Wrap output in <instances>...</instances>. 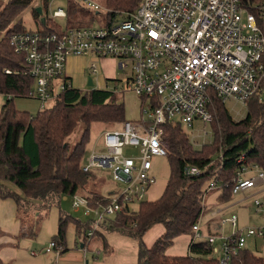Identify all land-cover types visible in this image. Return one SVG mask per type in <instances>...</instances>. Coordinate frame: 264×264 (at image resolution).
Instances as JSON below:
<instances>
[{
  "label": "built area",
  "instance_id": "built-area-1",
  "mask_svg": "<svg viewBox=\"0 0 264 264\" xmlns=\"http://www.w3.org/2000/svg\"><path fill=\"white\" fill-rule=\"evenodd\" d=\"M79 1L98 12L105 10L107 22L63 32H12L9 40L15 52L25 56L35 79L29 96L40 100L41 109L73 86L66 80L71 56L91 57L92 74H100L97 61L104 57L117 59L122 70L132 67L127 90L142 98L141 119H126L117 128L106 129L102 135L104 149L95 145L83 165L84 171L94 173L105 186L104 169L125 186L102 192L106 197L103 202L79 193L71 196L73 209L83 210L94 221L85 242L87 249L101 223L143 201L149 187L156 183L153 157L167 155L161 143L163 123L177 119L193 127L198 118L211 123L215 118L211 110L213 96L224 103L235 99L247 105L249 98L264 91V3L139 0L134 10L118 11L98 0ZM4 4L5 0H0V10ZM52 16L65 18L67 11L59 8ZM126 147L139 149V154H127ZM244 159L243 155L239 162ZM186 173L200 174L201 169L189 166ZM217 186L211 181L207 188L192 242L206 241L219 264H231L234 256L247 248L249 239L264 237V226L241 228L238 216L233 214L220 216L214 231L205 232L207 196ZM254 187L264 189V168L243 164L232 181V193L243 194ZM255 204L264 210V197L255 199ZM54 248L59 253L63 247L53 240L47 249Z\"/></svg>",
  "mask_w": 264,
  "mask_h": 264
},
{
  "label": "trees",
  "instance_id": "trees-1",
  "mask_svg": "<svg viewBox=\"0 0 264 264\" xmlns=\"http://www.w3.org/2000/svg\"><path fill=\"white\" fill-rule=\"evenodd\" d=\"M138 1L107 0V4L111 9L127 11L134 10ZM251 2L264 3V0ZM31 3L32 0H10L0 10V94L8 97L0 111V193L4 198L15 199L20 213L34 210L36 214L61 204L65 195L78 193L92 201L103 202L104 194L89 188L90 183H97L98 177L83 170L91 141V125L101 122L112 127L122 123L127 119L125 105L116 88L72 86L36 115L15 106V97L29 96L35 88V79L29 72L25 56L15 52L10 34L25 30L63 32L71 28L67 25L63 29L47 15L42 22L36 8L34 13L41 28H27L19 15ZM75 13L76 7L71 5L67 16ZM66 80L70 81L69 78ZM247 108V116L235 120L221 98L213 96L211 110L215 118L211 125L214 140L201 148L192 143L181 122L167 120L163 123L161 143L171 167L166 188L158 199L143 200L136 209L127 206L101 223L95 236L104 240V246L108 245L102 232L106 230L139 241L138 264H219L203 240L192 242L186 255H169L168 249L178 236L194 234L193 227L204 210V195L211 181H216L217 189H221L222 201H228L233 196L232 181L243 164H258L264 168V91L249 98ZM80 124L84 125V130L80 139L72 144L70 136ZM243 155L245 159L240 163ZM194 165L200 167L201 173L188 175L186 168ZM70 218L60 214L54 240L62 246L67 242ZM72 220L76 222L77 237L85 243L93 228V219L87 222ZM158 223H163L166 231L148 246L144 235ZM36 233L24 229L25 235ZM0 264H3L1 260ZM231 264H264V257L244 248L234 256Z\"/></svg>",
  "mask_w": 264,
  "mask_h": 264
},
{
  "label": "rangeland",
  "instance_id": "rangeland-1",
  "mask_svg": "<svg viewBox=\"0 0 264 264\" xmlns=\"http://www.w3.org/2000/svg\"><path fill=\"white\" fill-rule=\"evenodd\" d=\"M10 0H5V4L9 3ZM32 4L24 8L19 15L20 20L23 21L24 26L29 29H39L41 28V24L39 23L38 16L35 15L34 9L40 6H43L45 14L48 11H55L59 8H63L64 10H68L71 5L76 7V13L71 16H67L65 18H56V21L59 25L62 26L63 29H66L67 25L69 27H92V26H99L103 25L107 22V15L105 10H101L100 12L90 8L87 3L84 4L79 0H32ZM103 6L108 7L107 0H98ZM3 8V7H2ZM13 25V24H12ZM109 58L104 57L97 61L99 66V71L101 73L102 70V60ZM117 60V59H116ZM118 61V60H117ZM117 69H115V77L113 80H108L104 86L106 89L114 90L117 88L119 98L121 102L124 103L126 109V118L131 120H139L142 116V98L139 97L136 93L127 90V80L128 77L132 74L133 70L130 66L126 70L120 69L119 65L117 64ZM96 77V75H94ZM89 86H87L88 88ZM89 89V88H88ZM7 97L4 94H0V111L2 109L3 104L6 102ZM15 106L24 111H29L31 114L36 115L41 109V102L40 100L30 97V96H18L14 99ZM226 107L228 108L229 112L233 116L235 120H242L247 116L248 108L242 102L236 101L235 99H229L226 101ZM148 120V118L146 117ZM175 121H178L175 119ZM120 123L112 126L107 123L101 122H94L91 125V141L87 147V150L92 148L95 144L99 149H104L102 135L104 131L108 128L118 127ZM183 124V123H182ZM184 130L187 132L190 140L192 143L197 147L201 148L205 143H211L214 140L213 136V128L211 123L204 122L201 119H195L194 126L188 127L187 125L183 124ZM84 130V125L80 124L76 131L70 136V140L72 144H75L81 137V134ZM207 130V134L204 136V131ZM125 152L127 154H139V149L133 147H126ZM86 159L84 160V163ZM104 171L107 173L105 181L107 186L103 184L101 179L97 178V183L92 182L89 185L90 189H94L95 191H100L106 193L109 189L113 188H123L125 186L124 182L116 181L111 172H107L106 169ZM153 175L157 177L156 183L151 185L149 190L147 191L144 200H156L162 196L167 182L170 177L171 167L170 162L167 156H155L153 157ZM11 188L16 189L14 184L9 183ZM97 191V192H98ZM213 192H210L207 196V205L212 198ZM72 197L68 196L64 198L61 204H56L52 206L50 209H43L41 213L37 214L40 218H44L43 222L40 225V222H34L35 220V211L28 213L21 211L23 221H24V229L27 232L38 231V236L35 239V244L33 249H41L48 246L54 239H52V235L56 234L58 231L59 226V218L60 214L63 213L65 215L71 216L69 220V225L67 227L66 239L69 245H74V242L77 238L76 235V226L75 220H79L82 222H87L90 217L84 214V211H75L72 206ZM139 203L133 204V208H137ZM207 215V213H206ZM31 221H30V220ZM40 225V226H39ZM157 225V226H156ZM156 226V230L158 231L160 228H164L163 233L166 231V227L163 223H158ZM153 226V227H154ZM117 233V232H115ZM121 234V233H119ZM188 235V234H187ZM54 237V236H53ZM150 236H148V239ZM136 240V239H135ZM107 241V240H106ZM138 241V240H137ZM263 241V239H260ZM80 242V241H79ZM99 246L104 245L105 242L101 237L94 236L91 240V244L89 247L97 256L96 260L93 258V253L89 252V260L91 264H111L114 260L122 262V258L124 255L128 256V254H124L121 252V249H116L114 246L110 247L107 251H104L100 256L96 252L99 250L95 246V244ZM139 242V241H138ZM147 243V242H146ZM256 253L262 255L264 257V244L262 245L261 252H259L256 248H251ZM179 252L178 250L175 253Z\"/></svg>",
  "mask_w": 264,
  "mask_h": 264
},
{
  "label": "crops",
  "instance_id": "crops-1",
  "mask_svg": "<svg viewBox=\"0 0 264 264\" xmlns=\"http://www.w3.org/2000/svg\"><path fill=\"white\" fill-rule=\"evenodd\" d=\"M52 12L53 11L50 10L47 14H45V12H43L42 15L40 14L41 20L42 16H44L46 20L47 15L50 19L56 21V18L52 16ZM92 61L91 57L84 56H71L68 59L66 77L69 78L73 86L87 89L89 77H92L95 88H105L104 84L108 80L114 79L115 69H117L116 67L118 64L115 58L109 57L102 60V70L100 74L91 73L89 66ZM94 75H96V77ZM58 83L59 81H56V85ZM95 145L92 146V148H94ZM92 148L88 149V151L90 152ZM249 175H252V173H248V176ZM210 192H213V195L209 205H206L207 215L205 213L203 223L205 232L214 231V227L217 226L220 216L227 217L233 214L238 216L239 226L241 228L264 226V210L259 209L255 204V199L264 197L263 188L254 187L243 194H233L232 198L228 201H222L221 189H214ZM217 210L219 211L218 215L213 217L212 213ZM38 213L40 214L41 211L35 214L36 218L34 222L41 219L39 215L37 216ZM23 218L16 200L11 197L4 198L0 193V260L3 264H91L88 258L89 252L93 253V258L96 260L97 256L91 248L88 246L86 249L85 243L81 242L78 237L72 246L66 242V245L62 246L63 248L59 253H57L56 248L48 251L47 247L49 245L41 249H33L35 244L34 241L38 236L39 230L36 234L25 235ZM43 220L44 218L41 219L40 225ZM156 226L152 227L144 235V241L145 243L147 242L146 244L148 246H152L163 234L164 228L155 231ZM102 232L108 245L99 246L98 242V245L95 244L101 251L99 256L102 253L104 254V251L114 246L116 249H121V252L128 254V256L124 255L122 262H119L120 260H114L111 264H138L140 246L137 239L135 240V238L115 232H107L106 230ZM53 236L54 234L52 235V239H54ZM148 236H150L149 239ZM260 239H263V241L259 242ZM192 241V235L190 234L178 236L174 244L168 249V254H188ZM90 244L91 241L89 242V245ZM263 244L264 237L251 238L248 241L247 248H256L261 252L260 250ZM176 250L179 252L175 253Z\"/></svg>",
  "mask_w": 264,
  "mask_h": 264
},
{
  "label": "water",
  "instance_id": "water-1",
  "mask_svg": "<svg viewBox=\"0 0 264 264\" xmlns=\"http://www.w3.org/2000/svg\"><path fill=\"white\" fill-rule=\"evenodd\" d=\"M37 12L39 13V14H43V7L42 6H40V7H38L37 8ZM42 20H43V22H45V17L44 16H42ZM94 81H93V79H92V77H89V81H88V86L89 87H94Z\"/></svg>",
  "mask_w": 264,
  "mask_h": 264
}]
</instances>
